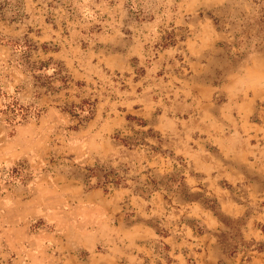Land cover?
<instances>
[{
  "label": "rangeland",
  "instance_id": "1",
  "mask_svg": "<svg viewBox=\"0 0 264 264\" xmlns=\"http://www.w3.org/2000/svg\"><path fill=\"white\" fill-rule=\"evenodd\" d=\"M21 2L18 18H0V264L100 261L61 227L105 210L115 221L108 261L166 264L161 237L143 224L133 228L136 243L153 235L150 252L133 260L142 245L123 233L131 208V221L170 230L190 264L207 254L221 264H264V40L257 50L246 27L233 45L256 1ZM83 99L94 104L84 121L86 110L70 106ZM148 127L163 140L145 135L127 148L117 138ZM107 158L142 179L174 171L165 179L171 189L160 179L149 200L131 194V178L129 188L85 189L86 165ZM202 221L215 241L191 232Z\"/></svg>",
  "mask_w": 264,
  "mask_h": 264
},
{
  "label": "trees",
  "instance_id": "2",
  "mask_svg": "<svg viewBox=\"0 0 264 264\" xmlns=\"http://www.w3.org/2000/svg\"><path fill=\"white\" fill-rule=\"evenodd\" d=\"M256 3L259 5V11L255 16H251L247 19V21H243L239 23V26L241 27V30L236 32L234 34V43L233 45L239 44V37L243 35L244 30L246 27H251L253 32V38L255 42L257 41V50H260L262 47L259 46L263 40H264V0H255ZM21 9H22V2L21 0H0V18L4 17L7 11H10V17L11 19L18 18L21 15ZM247 38L248 35L246 36ZM249 43V41H246ZM249 45V44H247ZM232 55H238L241 56L242 53H234L231 52ZM86 106H85V105ZM93 102L89 99H83L79 104H70V106L73 107V109L78 108L79 110H86L85 115H79L80 120H88L93 116ZM74 112V111H73ZM76 115L77 113H72ZM126 118L130 119H136L137 123L141 126L146 125V121L141 117H135L132 115H126ZM141 135L138 137L137 135ZM145 135H149L151 137H154L158 142H161L163 139L159 135L157 131H155L152 127H148L145 131L142 129L134 130V136H124V137H118L120 143L127 148H132L136 146L137 144L145 143L144 137ZM150 149L152 152H159L165 155L172 156L173 152L169 149H162L161 146L155 147L154 145H150ZM87 172L84 173L83 176L86 177L85 189H91L93 187H100L103 189V191H107L108 185H111L113 187H131L127 183V179L131 178L135 181V185L132 188L133 192L138 193L142 196H149L152 192V190L157 189V185L160 183V179H164V184L167 185V189L170 190L171 186L168 185V183L165 182V179L168 181L170 180V176L174 171H168L164 174H160L158 178H152L147 177L145 179H142L140 177L141 173H136L134 175H131L129 173V165L125 164L123 160H120L116 165H113L111 160L107 158L104 161H101L99 159H96V161L92 165H86ZM94 178L95 182L90 183V180ZM180 182L183 185H186L185 183V176L183 172H181L180 175Z\"/></svg>",
  "mask_w": 264,
  "mask_h": 264
},
{
  "label": "crops",
  "instance_id": "3",
  "mask_svg": "<svg viewBox=\"0 0 264 264\" xmlns=\"http://www.w3.org/2000/svg\"><path fill=\"white\" fill-rule=\"evenodd\" d=\"M217 151V150H215ZM185 180H186V176H185ZM186 183V181H185ZM97 187H93L91 188L94 189ZM117 188H129V187H117ZM131 190V189H130ZM103 191V190H102ZM105 192V191H104ZM154 192V190L152 191ZM152 192L149 196L145 197L142 196L138 193L133 192V190H131V194L132 195H136V197H141L145 200H149L150 197L152 196ZM95 202V201H94ZM94 202H87L86 205H88L89 207H92L94 210L99 209V208H103V206H100V204L98 203H94ZM104 211V210H103ZM131 214H130V221L126 222L127 217V213L124 212L123 213V233L124 234H128V233H136L135 235L132 236V238H135L134 242L136 243V241L139 240L138 237V233L136 232L137 229H133L136 228L138 225L143 224V229H147L152 231L153 235L156 236H160L161 237V242L164 244V246H166V254H168V259L166 261V264H190L189 263V256H187L186 254V249L183 248V251L178 252L175 249H173V239L171 238V234L170 230H167L165 228H161V230H159L157 227H155V225H151L148 223H144L142 220L136 218L135 220L131 221V217H133L135 215L134 213V209L131 208ZM104 213H106L105 215L101 216H97V213L95 211L92 212H88V213H82L81 215H79V217H75L72 216L71 218H67L64 220V224L61 227L63 230L67 229H71L73 230V232H75V234L78 237H81V242H78L77 245L81 246L85 252L87 253V256H89L91 254V252L93 253H98L102 258L100 261L94 263L92 260L90 261L89 258V263L90 264H112L110 261H108V258L113 257L110 254V251L108 249L107 244H115L116 239L115 235L112 233V226L115 225V221L109 217L108 212L105 210ZM106 219V220H105ZM113 220V221H112ZM125 220V221H124ZM105 223V225H104ZM188 225V224H187ZM190 227L191 232L196 235L198 234L199 236H203V235H207V240H214V234L213 232L210 230V227L207 225V223L203 222L200 225V229H197L191 225H188ZM108 229H107V228ZM148 234L146 237H142V241L138 244V246H140V249H137L135 251V254H132V258L135 261H139L140 257L141 259H143L145 256H147L150 252V250L145 247V243L146 241H151L152 236ZM215 241V240H214ZM76 243V242H74ZM82 244V245H81ZM103 245L104 247H100V245ZM119 243H117L118 245ZM85 245H87L88 247H86ZM85 246V247H84ZM115 247V246H112ZM111 249V248H110ZM133 251L135 249H132ZM132 250H130L129 252H131ZM172 252V254H171ZM140 253V254H139ZM200 253V252H199ZM127 254V253H126ZM128 256V254H127ZM170 256V257H169ZM205 259L201 258L200 255H198V257L196 258L194 263L191 264H221L219 263V257H217V259H215L213 261L212 257L207 254L204 257ZM242 261V260H241ZM115 262V261H113ZM138 264H141V261L138 262Z\"/></svg>",
  "mask_w": 264,
  "mask_h": 264
}]
</instances>
